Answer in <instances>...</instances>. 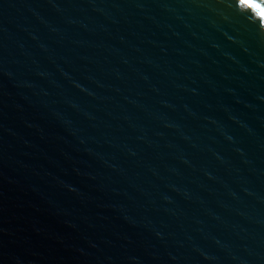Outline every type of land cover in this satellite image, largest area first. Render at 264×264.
<instances>
[{
	"label": "water",
	"instance_id": "water-1",
	"mask_svg": "<svg viewBox=\"0 0 264 264\" xmlns=\"http://www.w3.org/2000/svg\"><path fill=\"white\" fill-rule=\"evenodd\" d=\"M0 264H264V0H0Z\"/></svg>",
	"mask_w": 264,
	"mask_h": 264
}]
</instances>
